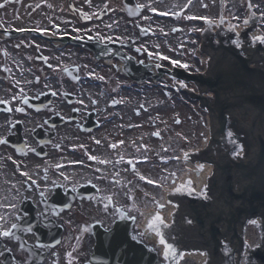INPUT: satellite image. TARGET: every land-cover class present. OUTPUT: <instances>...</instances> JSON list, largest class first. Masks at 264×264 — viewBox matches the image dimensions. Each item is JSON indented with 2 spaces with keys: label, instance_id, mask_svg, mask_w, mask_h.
<instances>
[{
  "label": "flooded vegetation",
  "instance_id": "obj_1",
  "mask_svg": "<svg viewBox=\"0 0 264 264\" xmlns=\"http://www.w3.org/2000/svg\"><path fill=\"white\" fill-rule=\"evenodd\" d=\"M187 1L150 0L174 11ZM0 5V100L7 102L0 103V139L6 141L0 144V232L12 233L0 235V264H86L94 252L92 222L107 226L123 216L122 209L111 215L99 203L115 202L116 188L135 186V125L125 131L123 121L135 120L138 104L123 101L128 62L118 57L135 55L116 36L139 25L125 0ZM194 6L208 10L217 1L195 0ZM147 23L170 37L182 33L172 21ZM53 24L63 29L58 40L40 33ZM86 36L93 37L91 46Z\"/></svg>",
  "mask_w": 264,
  "mask_h": 264
},
{
  "label": "water",
  "instance_id": "obj_2",
  "mask_svg": "<svg viewBox=\"0 0 264 264\" xmlns=\"http://www.w3.org/2000/svg\"><path fill=\"white\" fill-rule=\"evenodd\" d=\"M224 54H222L217 60L213 68V77L207 79H199L201 85H206L209 89L213 90L217 96V101L215 107L220 112L222 116V128L224 127V116L223 113L226 109L234 111L236 108H241L242 111L250 112L252 117V128L251 131L254 132V128L258 124L257 121L264 120V71L260 69H250L247 67V62L242 59L238 52L234 48H223ZM165 81H170L165 79ZM212 95L210 92L204 94V97ZM224 100H221V97ZM205 123L206 116L204 115ZM207 127V123H206ZM223 130V129H222ZM203 143V142H202ZM205 144V143H204ZM207 145V142H206ZM260 153L256 154L257 164L248 177L252 178V175L257 171L260 174V182L254 185L260 184V188L264 187V142L261 143ZM254 162L249 163L252 164ZM246 167L243 165H238ZM210 169V168H209ZM211 175V174H210ZM209 179V177H208ZM208 179L206 181H208ZM205 181V183H206ZM187 183V182H185ZM203 184L206 185V184ZM253 182L251 186H254ZM202 186V187H203ZM250 186V187H251ZM187 188H192V185H187ZM202 187H197L201 189ZM252 188H255L252 187ZM248 188L245 189V191ZM252 198L255 201H259L260 198L264 199V195L261 194L259 188H255L251 193ZM255 212V209H252ZM178 212V204L175 202L171 203L170 214ZM173 220V218H171ZM151 220L146 218L145 224L149 225ZM161 225V224H160ZM215 232H213L214 234ZM125 237V236H124ZM160 240V235L155 236ZM100 238V236H99ZM100 240V239H99ZM154 244V241H153ZM98 251L102 249L101 242L98 243ZM123 250L130 254L133 253L132 258H125L120 260L122 264H151L154 261L152 256H149L144 252V248L141 245L134 244L128 241L125 237ZM178 255L189 254L193 255L194 260L198 264H208L210 262L209 248L200 247L194 248L192 251H187L184 249H179V247L174 248ZM146 256L149 258L146 259Z\"/></svg>",
  "mask_w": 264,
  "mask_h": 264
},
{
  "label": "rangeland",
  "instance_id": "obj_3",
  "mask_svg": "<svg viewBox=\"0 0 264 264\" xmlns=\"http://www.w3.org/2000/svg\"><path fill=\"white\" fill-rule=\"evenodd\" d=\"M215 9V8H214ZM214 9L210 10V12H214ZM197 13H202L205 11L202 10H198L196 11ZM176 45V43H174ZM144 59H146L143 56ZM190 59H194V57H189ZM171 81H167L166 82V88H170L171 87ZM144 89H148L145 91L144 93V97L142 98L143 100L145 99H150V100H154L156 103V106L154 105V113H150V115L147 114H142L141 117H136L137 115L135 114V120H126L124 119V124H135V129L132 131V133H141L142 134H146L149 133L150 131H152V129H150L148 127V123H145L147 120L151 119L154 120L156 123V128H160L163 125H165V123L163 122V120H166L169 125H172V137L177 139L175 137L176 132L179 131H183L185 135L191 137L193 139L194 144H202V142L207 138V127H206V123H205V118H204V114L203 113H198L196 112L197 108H193L192 105L188 104L184 99H180V95L176 94L174 91H172L171 89L169 90H165L169 93V95H167V93H164V89L161 87H158L154 90H150V86L149 87H145ZM153 97V98H152ZM141 100V98L135 94V101L139 102V100ZM136 109V108H135ZM155 115V119L152 118V116ZM163 119V120H162ZM179 120L181 123L177 125L176 121ZM141 123V124H139ZM157 130V129H156ZM144 136V135H143ZM197 136H199L196 140L194 139V137L196 138ZM202 138V142L201 139ZM178 140V139H177ZM197 140L198 143L196 142ZM139 141V139L135 138V143L138 144L137 142ZM146 145H150L152 143H150V141L148 140H140V142H143ZM168 141L166 140V138L164 137V139L161 142H156L155 145H163L165 143H167ZM201 142V143H200ZM193 144V146H195ZM191 147V146H189ZM153 156H151L152 158ZM136 166L138 168V163L137 160H135ZM160 164L154 162V160H151L150 163L143 165V166H139L140 168H142V172L143 173H148L150 171V175L153 178H156L160 175V172H155L152 169L153 168H157ZM167 169L170 166H166ZM177 168V166H176ZM167 173V172H166ZM135 177H136V173H135ZM161 177V176H160ZM168 177V175H167ZM135 188L132 187L130 188H126L123 187L120 190L124 193L128 192V189H130V191ZM167 188H170V186H168ZM166 189V188H165ZM145 190L147 191H154V196L153 195H146L145 194ZM127 194V193H126ZM133 195H135V212H131V214H135L136 217L139 216V219L137 220L138 223V227L140 229H142V225H143V218H141V214L144 213L147 209L148 206L152 207L155 206L153 204V202H149L150 200H148V198H152V201H155V203L159 202L160 197H159V191L157 190H152L151 188H149L146 185H141V187L138 189H135V193H133ZM143 196H145L146 198H144ZM124 205H128V206H132V202L127 200L124 202ZM103 206V205H102ZM131 211V210H128ZM139 228L136 227L137 231H141ZM146 241L152 245L153 244V240L150 239L148 240L147 238H145ZM192 264V263H191Z\"/></svg>",
  "mask_w": 264,
  "mask_h": 264
},
{
  "label": "snow or ice",
  "instance_id": "obj_4",
  "mask_svg": "<svg viewBox=\"0 0 264 264\" xmlns=\"http://www.w3.org/2000/svg\"><path fill=\"white\" fill-rule=\"evenodd\" d=\"M0 7H3V5H0ZM249 7H252L250 0H249ZM189 19H204L209 24L213 23V21L211 19H209L208 17H189ZM245 23H247V21H245ZM37 31H39V29H37ZM255 39L261 43H264V36H259V37H256ZM163 59H168V58L163 57ZM172 63L177 64L178 61H172ZM185 67H186V65H185ZM21 91H23V89H21ZM53 94H55V93H53ZM0 103H7V102L0 100ZM81 103H82V101H81ZM20 110L22 111V109H20ZM156 135H159V134L157 133ZM2 143H6V141L3 139H0V144H2ZM96 143H100V141H96ZM121 143H123V142H121ZM111 147L115 148L116 145H111ZM90 159L97 160L98 158L95 156H92V157H90ZM99 162L100 163H108V161H103V160H100ZM129 163H131V162H129ZM25 175H27V174L25 173ZM141 178L144 179V177H141ZM148 182L149 183H155L154 181H148ZM188 183L190 185L191 181H189ZM160 207H163V205H161ZM0 219H2V217H0ZM162 223H163L162 217L159 214H157L155 216V218L153 219V221L148 225V227L150 229L157 230V225L162 224ZM253 223H255V222L253 221ZM13 227H16V226L13 225ZM157 234L160 235V243L165 246V249H166L165 258L167 259L169 256H174L175 250L173 249V246L166 243L165 239L163 238V235L161 233H159L158 230H157ZM0 235H3L5 237H9L12 235V233L10 231H2V232H0Z\"/></svg>",
  "mask_w": 264,
  "mask_h": 264
},
{
  "label": "bare ground",
  "instance_id": "obj_5",
  "mask_svg": "<svg viewBox=\"0 0 264 264\" xmlns=\"http://www.w3.org/2000/svg\"><path fill=\"white\" fill-rule=\"evenodd\" d=\"M211 172H212L211 169H207V170L203 171L201 179L200 180L195 179L196 181L194 182V184H192V188H196L197 186L202 187L203 184L205 183V181L210 176ZM164 201H168V198H164ZM170 207H169V210H170ZM169 214H170V211H169ZM145 221H146V219H145ZM190 256L193 257V255H190ZM193 259H194V257H193Z\"/></svg>",
  "mask_w": 264,
  "mask_h": 264
}]
</instances>
